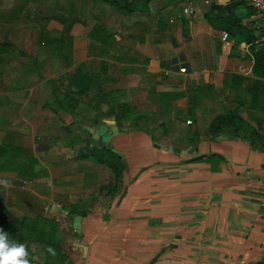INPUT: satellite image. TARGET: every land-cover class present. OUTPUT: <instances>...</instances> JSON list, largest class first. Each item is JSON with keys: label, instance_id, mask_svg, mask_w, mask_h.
<instances>
[{"label": "crops", "instance_id": "0c3cea01", "mask_svg": "<svg viewBox=\"0 0 264 264\" xmlns=\"http://www.w3.org/2000/svg\"><path fill=\"white\" fill-rule=\"evenodd\" d=\"M260 26L247 0H0V228L29 264H264Z\"/></svg>", "mask_w": 264, "mask_h": 264}, {"label": "clouds", "instance_id": "9594fccd", "mask_svg": "<svg viewBox=\"0 0 264 264\" xmlns=\"http://www.w3.org/2000/svg\"><path fill=\"white\" fill-rule=\"evenodd\" d=\"M22 243L12 240L8 233L0 228V264H29Z\"/></svg>", "mask_w": 264, "mask_h": 264}, {"label": "built area", "instance_id": "2783aa9c", "mask_svg": "<svg viewBox=\"0 0 264 264\" xmlns=\"http://www.w3.org/2000/svg\"><path fill=\"white\" fill-rule=\"evenodd\" d=\"M249 6L256 12L257 16L261 22V34L255 39L251 44V47H254L256 51H263L264 53V0H247ZM228 36L224 35L226 39ZM253 58V57H252ZM254 63V58L252 59L251 66H241L239 68L240 73L243 75L250 76L252 74V65ZM182 71L185 72V69ZM59 206L57 204H50L47 210V213L50 217H55L58 214Z\"/></svg>", "mask_w": 264, "mask_h": 264}, {"label": "trees", "instance_id": "16d2710c", "mask_svg": "<svg viewBox=\"0 0 264 264\" xmlns=\"http://www.w3.org/2000/svg\"><path fill=\"white\" fill-rule=\"evenodd\" d=\"M257 64L263 65L264 64V54L263 53H257L256 54ZM220 120V121H219ZM218 120V123H222L223 118H220ZM0 217L2 221H5L7 223H13L19 225L20 222L17 220L14 216H12L4 207H0Z\"/></svg>", "mask_w": 264, "mask_h": 264}, {"label": "rangeland", "instance_id": "374dc122", "mask_svg": "<svg viewBox=\"0 0 264 264\" xmlns=\"http://www.w3.org/2000/svg\"><path fill=\"white\" fill-rule=\"evenodd\" d=\"M23 236L26 235L25 233H22ZM27 240V239H26ZM26 244V243H25ZM32 249V248H31ZM75 261L73 260H67V261H64L65 264H74Z\"/></svg>", "mask_w": 264, "mask_h": 264}]
</instances>
